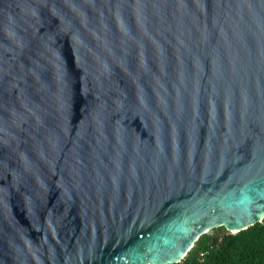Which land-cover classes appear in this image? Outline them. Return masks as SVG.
Masks as SVG:
<instances>
[{
    "label": "water",
    "instance_id": "95a60500",
    "mask_svg": "<svg viewBox=\"0 0 264 264\" xmlns=\"http://www.w3.org/2000/svg\"><path fill=\"white\" fill-rule=\"evenodd\" d=\"M263 218L264 0H0V264H174Z\"/></svg>",
    "mask_w": 264,
    "mask_h": 264
},
{
    "label": "trees",
    "instance_id": "16d2710c",
    "mask_svg": "<svg viewBox=\"0 0 264 264\" xmlns=\"http://www.w3.org/2000/svg\"><path fill=\"white\" fill-rule=\"evenodd\" d=\"M221 228L222 227H218ZM174 264H264V218L234 234H203Z\"/></svg>",
    "mask_w": 264,
    "mask_h": 264
},
{
    "label": "rangeland",
    "instance_id": "374dc122",
    "mask_svg": "<svg viewBox=\"0 0 264 264\" xmlns=\"http://www.w3.org/2000/svg\"><path fill=\"white\" fill-rule=\"evenodd\" d=\"M213 229H215V231L217 232L218 235H221V234H230L226 230H224L223 228L222 229L221 228H213ZM205 234L206 235L212 234V229L208 230V232L205 233Z\"/></svg>",
    "mask_w": 264,
    "mask_h": 264
},
{
    "label": "bare ground",
    "instance_id": "6f19581e",
    "mask_svg": "<svg viewBox=\"0 0 264 264\" xmlns=\"http://www.w3.org/2000/svg\"><path fill=\"white\" fill-rule=\"evenodd\" d=\"M235 231H232V233H234Z\"/></svg>",
    "mask_w": 264,
    "mask_h": 264
}]
</instances>
